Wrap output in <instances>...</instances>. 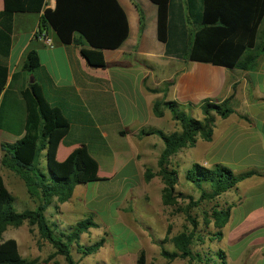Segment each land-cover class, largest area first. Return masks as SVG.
<instances>
[{"label": "crops", "instance_id": "0c3cea01", "mask_svg": "<svg viewBox=\"0 0 264 264\" xmlns=\"http://www.w3.org/2000/svg\"><path fill=\"white\" fill-rule=\"evenodd\" d=\"M0 1L13 13L7 84L21 70L26 53L36 51L52 82L46 99L52 106L63 109L70 124L56 158L64 160L82 141L87 145V130L95 129L94 157L99 181L111 180L124 172L123 178L140 175L144 180L145 163L155 159L157 163L163 143L154 134L140 133L159 129L163 121L172 129L179 125L164 106L161 117L154 114L156 101L175 102L187 114L200 112L199 104L204 100L230 99L232 112L227 118H216L211 139L198 138L193 146L174 156L183 162L185 155L191 154L203 167L219 164L236 174L249 170L263 173L243 179L224 193L230 210L222 240L226 264H264V53L248 71L167 56L164 44L156 36L155 5L149 0H117L127 17L128 36L119 49L103 51L106 67L98 69L86 63L78 46H65L51 28L41 29L42 13H27L24 5ZM54 6L55 0H45V7ZM139 8L144 13V22ZM40 30L46 32L52 48L39 38ZM26 79L27 84L33 82L32 75ZM27 84L17 81L18 88L23 86V90ZM19 100L20 103L13 99L15 110L11 122L0 130V145L13 144L24 135L25 116ZM5 157L10 160L0 150V159ZM0 174L15 203L25 200L37 206V199L28 195L20 174L3 165ZM88 184L76 185L65 202L59 203L54 197L44 213L46 219L58 229L69 231L84 213L82 199ZM132 187L138 197L144 194L137 186ZM6 240L16 242L22 258L37 257L38 239L30 238L26 223L8 226L0 243ZM27 241H32L30 254L21 250Z\"/></svg>", "mask_w": 264, "mask_h": 264}, {"label": "trees", "instance_id": "16d2710c", "mask_svg": "<svg viewBox=\"0 0 264 264\" xmlns=\"http://www.w3.org/2000/svg\"><path fill=\"white\" fill-rule=\"evenodd\" d=\"M16 5H24L27 13H42L40 28L49 27L63 45L79 47L80 56L93 68L104 69V50L119 49L129 32L127 17L117 0H55L53 9L45 7V0H9ZM156 7V36L164 44L165 54L220 66L228 70L248 71L257 58L264 53V0H149ZM141 22L143 13L139 8ZM13 13L0 11V130L11 122L15 110L13 99L22 100L24 109V135L13 144L2 143L0 150L5 156L0 166H6L20 174L27 193L36 198L34 210L17 213L14 198L6 190L0 174V237L8 226L18 227L26 223L30 231L36 228L39 239L46 241L54 251L42 262L47 263L55 256L63 257L66 264H78L70 254V246L80 239L82 233L91 228L88 220L78 222L68 232L60 231L45 217L46 209L54 197L59 203L69 200L76 185L99 181L98 163L94 157L95 129L87 130V145L82 141L68 156L58 161L57 149L69 133L70 124L62 108L52 106L46 99V91L52 86L45 69L41 66L36 51L26 53L21 70L14 73L7 84V59L10 53ZM42 30H40L41 32ZM33 82L27 84V76ZM17 81L27 87L18 88ZM229 100H204L199 104L202 119L188 116L175 102L156 101L153 112L162 116V106L166 107L180 127L179 131L164 133L160 130L142 131L140 135L154 134L163 143L157 161L158 171L146 169L145 181L159 175L164 184L161 200L164 206H175L182 193H176L177 172L170 168V158L181 149L193 146L198 138L209 141L217 117L227 118L231 114ZM92 125L89 123V126ZM86 142V141H85ZM96 147V146H95ZM44 151L48 176L38 168V157ZM263 173L249 170L239 174L222 165L206 168L193 164L186 174L187 181L200 188L202 183L210 184V192L203 191L198 203L214 200L237 183ZM192 202V199H189ZM194 204V202H192ZM197 205V202L195 203ZM226 211L212 210L211 216L217 230L211 241L220 240L222 230L228 221ZM191 231L173 236L170 241L176 248L168 252L161 248V256L168 261L186 259L187 264H207L209 261L191 246L197 235L196 223L188 216ZM33 232V231H32ZM58 232V235L56 234ZM103 240L82 251L87 255L98 250ZM39 245V244H38ZM220 264H226V256L219 253ZM145 253L141 251L135 264H145ZM39 259L22 258L14 240L0 243V264H39Z\"/></svg>", "mask_w": 264, "mask_h": 264}, {"label": "rangeland", "instance_id": "374dc122", "mask_svg": "<svg viewBox=\"0 0 264 264\" xmlns=\"http://www.w3.org/2000/svg\"><path fill=\"white\" fill-rule=\"evenodd\" d=\"M0 7H3L2 10H7L1 1ZM263 29L264 22L261 26V30ZM188 112V116L192 118L199 120L203 118L201 111ZM153 130L171 133L180 130V127L176 125L175 129H172L163 121L159 129L154 128ZM91 148L95 149L96 147L91 146ZM156 160L145 163V169H151L153 173H156L158 171ZM194 160L191 154L185 155L183 162L176 156L170 158V168L177 172L178 177L175 192L183 195L177 199L175 206L162 204L161 195L164 184L159 175L145 181L140 175L123 178V175H126L124 172L111 180L88 184L86 186L87 193L82 199L84 213L78 220L79 222L88 220L92 225L90 230L82 234L81 238L70 246L72 258L78 264H135L139 253L143 251L146 257L145 264H187L186 259L177 258L168 261L161 256V248L168 252L176 251L170 239L181 232L192 230L193 227L187 218L190 216L196 223L197 235H201V241L195 240L191 249L202 257H206L205 259L209 260L207 264H220L218 255L220 252L225 254L226 249L222 240L223 234L220 240L211 241V237L217 231L211 213L214 209L226 211L229 204H226L225 194L214 200H204L198 203L201 193L203 191L210 192L211 187L208 183H202L198 188L186 180V172L192 168L193 164L199 162ZM38 168L48 176L43 151L38 157ZM134 185L144 192L141 197L136 195L135 187H132ZM6 189L9 190L7 186ZM12 195L15 196L14 193ZM190 198L194 204L189 200ZM196 202L197 205H195ZM13 206L17 212L36 208L25 200L20 203L18 200L16 203L14 201ZM76 215L72 214L71 216ZM47 219L49 220V218ZM32 231H30V238L38 239L36 259H39V264H66L61 256H55L53 260L43 263L42 261L52 254L54 249L46 241L39 239L36 228ZM56 234L58 235V232ZM101 240H103V246L87 255L78 250V248L86 250ZM27 243L21 246V250L30 254L32 241H27ZM29 258L35 259L31 256Z\"/></svg>", "mask_w": 264, "mask_h": 264}, {"label": "built area", "instance_id": "2783aa9c", "mask_svg": "<svg viewBox=\"0 0 264 264\" xmlns=\"http://www.w3.org/2000/svg\"><path fill=\"white\" fill-rule=\"evenodd\" d=\"M39 34H40L39 38L44 41L45 45L49 48H52L53 44L51 40L49 39V37L47 36L46 32L41 31Z\"/></svg>", "mask_w": 264, "mask_h": 264}]
</instances>
